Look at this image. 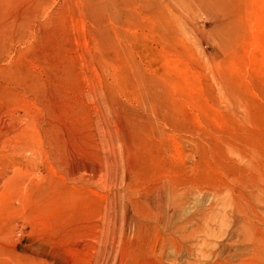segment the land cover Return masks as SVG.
<instances>
[{
    "label": "rangeland",
    "instance_id": "374dc122",
    "mask_svg": "<svg viewBox=\"0 0 264 264\" xmlns=\"http://www.w3.org/2000/svg\"><path fill=\"white\" fill-rule=\"evenodd\" d=\"M0 264H264V0H0Z\"/></svg>",
    "mask_w": 264,
    "mask_h": 264
}]
</instances>
